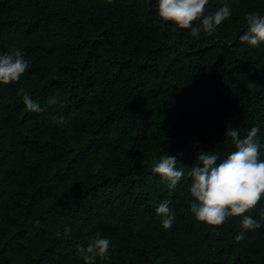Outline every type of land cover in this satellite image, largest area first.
Wrapping results in <instances>:
<instances>
[{
	"label": "trees",
	"instance_id": "16d2710c",
	"mask_svg": "<svg viewBox=\"0 0 264 264\" xmlns=\"http://www.w3.org/2000/svg\"><path fill=\"white\" fill-rule=\"evenodd\" d=\"M157 3L0 0V54L29 62L0 84V264H84L77 246L96 233L111 241L96 264H264V198L243 214L260 228L238 216L212 226L190 211L187 175L199 152L235 150L228 128L256 126L264 145V42L239 39L264 0H209L206 13L232 15L198 39L162 21ZM164 153L184 171L171 196L152 171ZM165 199L170 229L155 212Z\"/></svg>",
	"mask_w": 264,
	"mask_h": 264
},
{
	"label": "clouds",
	"instance_id": "9594fccd",
	"mask_svg": "<svg viewBox=\"0 0 264 264\" xmlns=\"http://www.w3.org/2000/svg\"><path fill=\"white\" fill-rule=\"evenodd\" d=\"M208 2L209 0H158L157 14L162 21H170L180 29H190L189 35L198 39L201 32L212 35L217 26L232 15L227 6L206 13L205 6ZM244 20L246 30L239 37L240 41L253 47L264 42V15L249 12ZM197 21L199 23L193 26V22ZM28 68L29 62L20 50L0 54V84L7 85L18 81ZM17 94L22 95L29 111H43L23 88ZM48 102L53 104L59 101L50 98ZM52 120L54 124L65 126L69 123L63 116H54ZM259 131L258 127L253 126L241 137L238 130L228 128L226 137L231 138L235 150L223 159L219 153L212 151H201L197 154L195 163L187 175L191 180L189 193L193 198L190 211L198 221L220 226L229 217L238 216L242 217L241 228L245 231L261 227L257 220L243 215L255 208L264 198V159H261V149L264 145L257 139ZM152 171L159 174L161 180L166 183L169 196L184 176L183 168H177V158L166 153L154 164ZM170 205L171 201L165 199L155 208L164 229H170L175 220ZM245 231L235 236L236 242L245 238ZM68 232L70 228L66 227L65 233ZM56 235L59 237L60 232L57 231ZM110 247V239L96 233L86 247L77 246L76 254L84 264H96L97 259H110Z\"/></svg>",
	"mask_w": 264,
	"mask_h": 264
}]
</instances>
